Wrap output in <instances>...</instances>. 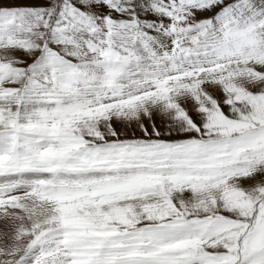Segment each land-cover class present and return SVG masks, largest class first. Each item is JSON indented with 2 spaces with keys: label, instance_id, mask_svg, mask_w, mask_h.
<instances>
[{
  "label": "snow or ice",
  "instance_id": "obj_1",
  "mask_svg": "<svg viewBox=\"0 0 264 264\" xmlns=\"http://www.w3.org/2000/svg\"><path fill=\"white\" fill-rule=\"evenodd\" d=\"M0 264H264V0H0Z\"/></svg>",
  "mask_w": 264,
  "mask_h": 264
}]
</instances>
